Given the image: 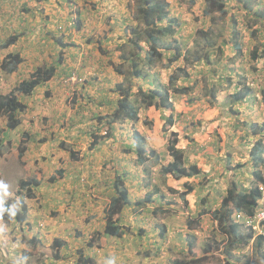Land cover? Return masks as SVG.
I'll return each mask as SVG.
<instances>
[{
    "label": "rangeland",
    "instance_id": "374dc122",
    "mask_svg": "<svg viewBox=\"0 0 264 264\" xmlns=\"http://www.w3.org/2000/svg\"><path fill=\"white\" fill-rule=\"evenodd\" d=\"M168 2V19L176 23L175 34L165 38L172 45L165 57L180 58L146 66L148 75L142 79L132 78L131 63L122 58L132 50L127 28L138 20L136 0H0V44L20 35L16 44L0 49V64L8 52L24 57L13 73L0 69V94L15 90L40 66L54 64L58 55L70 66L67 71L59 66L53 79L31 95L17 92L26 107L18 114L16 128L7 126V116L0 117V264H83L81 254L92 256L95 264H176L203 254L207 259L198 264H226L227 259L264 264L253 239L227 254L228 242L212 214L199 215V205L220 206L207 203L210 178L202 174L175 179L162 168L171 159L167 146L172 131L181 137L177 146L184 151L186 166L218 161L214 167L219 169L227 163L226 154L239 156L234 165L249 160L247 134L264 116V55L252 59L254 51H264V21L253 16L264 11V0H224L226 12L212 14L204 13L206 0ZM220 38L226 39L220 43ZM173 72L177 78L170 84ZM244 83L254 95L247 106L235 103L232 95ZM121 85H132L133 98L138 99L139 87L167 86L174 125L168 127L162 119L170 109L167 113L154 106L142 107L136 122L107 123L102 116L110 118L118 106L116 89ZM177 87L189 90L174 93ZM136 129L146 136L148 147L157 150V159L138 162L133 152ZM241 171L235 169L232 179L240 182ZM118 172L131 199L120 215L126 233L97 237L116 195ZM21 180L32 189L20 188ZM187 184L194 189L181 198ZM149 193L154 202L138 209L135 203ZM191 206L195 211H189ZM7 212L25 214V220H8ZM55 240L63 245L57 247Z\"/></svg>",
    "mask_w": 264,
    "mask_h": 264
},
{
    "label": "trees",
    "instance_id": "16d2710c",
    "mask_svg": "<svg viewBox=\"0 0 264 264\" xmlns=\"http://www.w3.org/2000/svg\"><path fill=\"white\" fill-rule=\"evenodd\" d=\"M207 6L204 10L205 14H212L214 11L226 12L224 0H206ZM138 6V12L134 14V17H137L138 20H132V23L128 26L129 30V39L127 43L132 48L128 55L122 57L123 61H128L131 63V76L132 78H147L146 66H155L159 61H162L163 58L170 59V62L178 60L180 57L173 54L172 58L165 57L164 51H170L172 45L170 43H165V38L167 36H172L175 34L174 19L167 21L169 15L170 3L168 0H136ZM140 10V11H139ZM254 19L256 21H264V11H260L257 14L253 13ZM166 20V21H165ZM165 21V22H164ZM176 23V22H175ZM82 21L78 19V25H81ZM78 29H81V26H78ZM203 32V31H202ZM19 34H14L9 36L2 44H0V49H6L10 45L16 44L19 38ZM62 38H58V42L62 43L64 46H69V43L63 42ZM226 38H220L219 42L222 43ZM59 43V44H60ZM210 41L207 44V50L211 47ZM61 45V44H60ZM125 43H123L119 48L124 49ZM235 47L241 49V44L235 42ZM209 51V50H208ZM208 51L206 53L208 54ZM20 52H8L5 58L0 64V69L3 72L13 73L18 69V66L24 61V57L20 55ZM181 55V54H180ZM179 55V56H180ZM264 55V51L261 54L254 51L252 54V59L257 60ZM57 61L54 64L40 66L35 69L30 77L21 81L15 90H12L6 94H0V117L7 116V126L9 128H16L20 124V119L18 114L24 110L26 107L25 104L19 100L17 92H20L24 95H31L36 89L45 84L46 82L53 79L58 71V67L62 68V71H67L70 69L69 64L61 56H57ZM200 57H198L199 59ZM120 73L125 74L126 71L118 70ZM176 71H183L182 67H177ZM72 72L69 73V75ZM177 78V74L173 72L169 77V83L172 84ZM127 79V78H126ZM131 81V80H129ZM127 80V82H129ZM155 83L154 80H152ZM169 84V85H170ZM132 85L125 87L124 85L118 86L116 91L119 92L120 98L117 100L118 106L114 108L113 112L102 116L107 119V123H113L116 121H124L126 119L132 120L134 122L139 120V111L142 107L149 108L154 106L157 109L171 113L169 115L162 114V119L166 120L168 127L173 126L175 123L174 117V103L171 100L169 88L167 86L154 88L143 89L139 87L137 93L140 96V99L133 98ZM133 87V86H132ZM189 88L177 87L174 88V93L183 94L188 92ZM252 93V88L249 84L243 85L238 91L235 90L233 95V101L235 103L242 102L245 104L248 100V97ZM264 93V92H263ZM167 127V128H168ZM256 127L263 129L264 122L261 125L256 124ZM255 127V130L257 129ZM165 128L164 131L168 129ZM95 137L98 135L95 134ZM179 134L177 131H172L171 136L168 141L167 150L171 156V160L167 164L163 165V172L165 175H172L175 179H180L183 177H192L201 173L199 167L194 164L189 167L185 166V157L184 151L177 146V139ZM134 140H135V155L139 163L144 164L151 158L158 157L157 151L148 147V140L146 136L141 133L139 130H134ZM104 140H101L102 142ZM98 143V142H97ZM24 150L22 149L19 155H22ZM71 156L75 157L74 152H70ZM250 156L253 161L256 169L253 171L257 181H262L264 183V178L260 174L258 169L259 165L264 164V140L262 138L256 140L253 147L250 150ZM60 172V171H59ZM61 173V172H60ZM114 181V188L116 195L113 196L105 216V225L100 232H97L98 236H114L120 237L126 233V228L123 226L122 218L120 217L124 208L128 205H131V199L129 195V190L125 185L124 178L118 172V176ZM34 184H39L38 180H32ZM28 188V191L32 189L30 187V182L27 180L20 181V188ZM192 184H187V190L183 193L181 198L185 197L186 194L193 190ZM171 191H175L170 188ZM29 195L31 192H29ZM262 191L259 189L258 185H252L251 189H242L239 187L238 183L232 181L228 187L227 193L222 198L221 204L212 212L213 218L217 221L218 227L221 233H223L228 242V251L227 254L231 255V251L235 250L237 247L247 246L252 240L253 233L251 231H246L245 227L241 222H237L234 212L237 210H244L248 215H253L257 212L261 206L260 200L262 198ZM153 193H149L145 196L143 201H137L135 204L138 206V209L143 205L153 203L152 198ZM188 203V201L186 200ZM17 215H13V212H7L5 215L8 220L12 218H17L19 222L25 220V214H20L16 212ZM199 215L207 213V210H200ZM192 223V222H191ZM164 232V230H163ZM140 234H144V230H140ZM195 237V236H194ZM196 238V237H195ZM37 239V236H34L31 240L34 241ZM56 246L59 247L63 245V242L55 240ZM193 244L194 241L190 240L188 253H193ZM93 242H89V246H92ZM264 245V236H259L256 242L255 253L260 254V249ZM206 251H209V248H206ZM57 255V254H56ZM96 259V258H95ZM207 259L206 255L201 256H191L188 260H176V264H198L202 260ZM80 260H83V264H95V260L92 256H87L81 254ZM226 264H234L231 260L227 259ZM239 264H250V263H239Z\"/></svg>",
    "mask_w": 264,
    "mask_h": 264
},
{
    "label": "crops",
    "instance_id": "0c3cea01",
    "mask_svg": "<svg viewBox=\"0 0 264 264\" xmlns=\"http://www.w3.org/2000/svg\"><path fill=\"white\" fill-rule=\"evenodd\" d=\"M257 104H260V102L257 101ZM260 106H261V104H260ZM246 110L248 111V108ZM213 115H214V112L212 113V116ZM219 121H220V119H218V123H219ZM263 121H264V116L262 117L261 123ZM218 123H217V125H218ZM259 125H262V124H259ZM255 127H256V124L251 125L250 128L252 129V131L250 129L251 132H249L247 134L249 136H248L247 141H245V144L247 145L246 146L247 150H246L245 156L249 157V160H246V162L244 160L242 164L234 165V163H237V161H238L237 159H240L239 156L234 155V154H226L225 156L223 155V157L227 158V163L225 164V166L221 165L219 169H216L217 168L216 163L218 161H215L216 163H214V164H213V162L212 163L210 162L209 165H204V166H200L197 161H195V163L189 164V166L196 164L199 167V169L201 170V173L198 175H195V177L203 174V176H207L208 178L211 179V181H209V183H207V185H206L207 187L209 185V187H208L209 189H206V192L204 191L206 193V195L210 196V198H211L210 200H207V203H209L211 206L215 207L216 204L219 205L220 202L222 201V198L227 193L229 184L233 181L232 173L235 169L242 170L241 173L243 175V179L240 182H238L241 184V186L244 187L246 184V181L255 182L256 179L254 177V173L251 176V172H253L256 169V167L254 166L253 161L251 159L250 150L253 147L256 140H258L260 138H262L264 140V128L263 129L257 128L255 130ZM180 138L181 137H179V139ZM178 143H179V140H178ZM238 144H242V141L238 142ZM185 166H186V161H185ZM189 166H187V167H189ZM263 167L264 166L261 163L259 165L258 169H262L260 174L264 177V168ZM216 175H217V178H216ZM192 177H194V176H192ZM184 178H189V177H184ZM250 182H248L247 185H249ZM210 191H211V194H209ZM191 193H192V191H191ZM190 194H189V196H190ZM202 201H204V198ZM199 206H201L200 210L205 209V210H207L208 213H212L216 208H218V207H216V208L207 209L205 207L202 208V205H199ZM194 207L195 208L198 207L196 203L194 204ZM189 211L192 212L195 210H193L192 206H191V207H189ZM117 252H120V251H117Z\"/></svg>",
    "mask_w": 264,
    "mask_h": 264
},
{
    "label": "clouds",
    "instance_id": "9594fccd",
    "mask_svg": "<svg viewBox=\"0 0 264 264\" xmlns=\"http://www.w3.org/2000/svg\"><path fill=\"white\" fill-rule=\"evenodd\" d=\"M167 21H170V19L167 18ZM253 90H252V93L250 94V96L248 97V99L246 100H250L252 97H253ZM248 105V101L246 102V104H244V106H247ZM264 122V121H263ZM262 122V123H263ZM261 123V124H262ZM259 125V123H257ZM262 126V125H261ZM258 128V127H256ZM154 149V148H153ZM136 150V149H134ZM133 150V152H134ZM156 150V149H155ZM157 151V150H156ZM158 154V157H159V153L157 152ZM169 154V153H168ZM134 155H135V152H134ZM136 156V155H135ZM158 157H156L155 159H157ZM151 159H154V158H151ZM147 162V161H146ZM264 166V164H262ZM264 168V167H263ZM262 169H259V171L261 172ZM253 172H251V176H252ZM255 177V175H254ZM263 177V176H262ZM264 178V177H263ZM256 179V178H255ZM235 181V180H233ZM237 182V181H235ZM250 182V181H246V184L245 186H241L240 183H238L239 187L242 188V189H251L252 188V185H258L259 189L262 191L263 195H262V198L260 200V203H261V206H262V202L264 201V183H262V181H256L255 182H250L249 185H247V183ZM231 184V183H230ZM221 204V203H220ZM260 206V207H261ZM212 214V213H211ZM234 215H235V218H236V221L237 222H241V224L245 227V230L247 231H251L253 234V241L255 243V249H256V242H257V238L259 236H264V219L263 220H258L257 218V215H258V211L255 212L253 215H248L247 213H245L244 210H237L234 212ZM213 217V216H212ZM255 225H257L259 227V230H257L255 228ZM260 253H263L264 255V245L262 247V249H260L259 251ZM190 258V257H189ZM109 264H111V262H109Z\"/></svg>",
    "mask_w": 264,
    "mask_h": 264
},
{
    "label": "built area",
    "instance_id": "2783aa9c",
    "mask_svg": "<svg viewBox=\"0 0 264 264\" xmlns=\"http://www.w3.org/2000/svg\"><path fill=\"white\" fill-rule=\"evenodd\" d=\"M257 218L259 221L264 219V201L262 202V206L258 210ZM255 228L259 230V227L257 225H255Z\"/></svg>",
    "mask_w": 264,
    "mask_h": 264
}]
</instances>
